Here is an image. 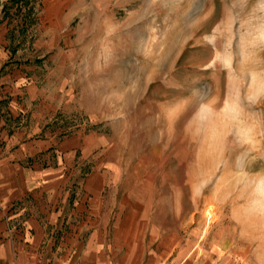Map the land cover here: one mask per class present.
Instances as JSON below:
<instances>
[{
  "label": "rangeland",
  "instance_id": "1",
  "mask_svg": "<svg viewBox=\"0 0 264 264\" xmlns=\"http://www.w3.org/2000/svg\"><path fill=\"white\" fill-rule=\"evenodd\" d=\"M52 22L79 40L51 45ZM21 70L53 110L30 103ZM70 135L73 164L153 176L187 264H264V0H0V169L50 165Z\"/></svg>",
  "mask_w": 264,
  "mask_h": 264
},
{
  "label": "crops",
  "instance_id": "2",
  "mask_svg": "<svg viewBox=\"0 0 264 264\" xmlns=\"http://www.w3.org/2000/svg\"><path fill=\"white\" fill-rule=\"evenodd\" d=\"M49 26L51 45L79 40L77 30L66 32L58 22ZM46 68L43 78L51 74L48 64ZM17 78L32 80L26 87L30 103L38 98L45 112L53 110L51 92L37 86L35 70L29 76L21 70ZM29 114V126L37 127L38 115ZM98 137L94 131L84 139L86 151L96 143L100 148ZM52 141L54 137L22 142L10 158L33 156ZM76 141V135L60 140V152L50 165L0 169V264H187L189 243L183 240L182 225L156 217L166 211L153 176L136 170L124 181L118 171L124 166L113 160L73 164ZM142 163L132 167L141 168ZM81 171L87 175L79 181Z\"/></svg>",
  "mask_w": 264,
  "mask_h": 264
}]
</instances>
